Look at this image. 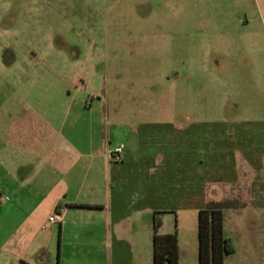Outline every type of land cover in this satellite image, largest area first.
Masks as SVG:
<instances>
[{"label":"crops","instance_id":"0c3cea01","mask_svg":"<svg viewBox=\"0 0 264 264\" xmlns=\"http://www.w3.org/2000/svg\"><path fill=\"white\" fill-rule=\"evenodd\" d=\"M26 72L16 78L20 95L9 97L7 108L0 105V264H139L141 220L148 216L153 230L152 201L223 205L226 234L235 244L234 231H250V216L264 215V117L197 130L189 128L225 121L174 120L166 163L160 139L148 145L122 128L115 135L110 115L92 113L97 95L83 102L61 79L58 96L50 97L48 72L54 71ZM194 131L200 137V195L193 192V163L186 159ZM120 143L126 145L123 163L111 155ZM55 213L61 219L52 222ZM169 213L162 215V232L178 230L181 255V247L191 244H182L177 224L167 229ZM190 226L198 229L195 220Z\"/></svg>","mask_w":264,"mask_h":264},{"label":"rangeland","instance_id":"374dc122","mask_svg":"<svg viewBox=\"0 0 264 264\" xmlns=\"http://www.w3.org/2000/svg\"><path fill=\"white\" fill-rule=\"evenodd\" d=\"M30 69L54 71L50 97L61 79L83 102L97 95L91 111L110 115L114 134L187 119L238 127L264 117V0H0L1 106L20 95L16 78ZM178 212L166 224L191 244L181 247V264H199L190 226L198 209ZM247 221L226 264H264V215ZM141 224L139 264H152L150 218Z\"/></svg>","mask_w":264,"mask_h":264},{"label":"trees","instance_id":"16d2710c","mask_svg":"<svg viewBox=\"0 0 264 264\" xmlns=\"http://www.w3.org/2000/svg\"><path fill=\"white\" fill-rule=\"evenodd\" d=\"M223 122H206L203 124H193L189 129L209 128H221ZM171 123H145L141 125L142 130H139L137 136L139 140L144 138V142L148 145H152L154 140L160 139L162 143L160 152L163 153V160L170 159L168 151V130L173 128ZM213 138V137H212ZM199 139L197 132L193 133V142L191 143V152L187 151L186 159L192 160L193 163V192L196 194H202L200 190L199 179L196 178L198 173L196 170L200 164L199 153ZM189 148V147H187ZM177 150H183L177 148ZM125 153V151H124ZM185 153V152H183ZM180 158L179 152L176 154ZM125 161L124 154L120 163ZM162 172L167 169H161ZM183 169H178V172H182ZM162 181L168 183V178L161 177ZM157 207L154 209L153 216V264H180V244L178 230L170 233L162 232L163 217L165 212L176 213L178 209L182 207L197 206L198 208V240H199V264H225L226 257L236 251L235 244L227 234L225 230V207L220 204H201L199 200H159L152 201ZM148 204V201H138L135 207H141ZM88 206V205H84ZM101 206V205H94Z\"/></svg>","mask_w":264,"mask_h":264},{"label":"built area","instance_id":"2783aa9c","mask_svg":"<svg viewBox=\"0 0 264 264\" xmlns=\"http://www.w3.org/2000/svg\"><path fill=\"white\" fill-rule=\"evenodd\" d=\"M126 149L125 143H120L117 146H115L112 150V158L116 161H120L121 158L123 157L124 151ZM8 199V197H6ZM50 221L52 222H57L58 220L61 219V213H55L49 217Z\"/></svg>","mask_w":264,"mask_h":264}]
</instances>
